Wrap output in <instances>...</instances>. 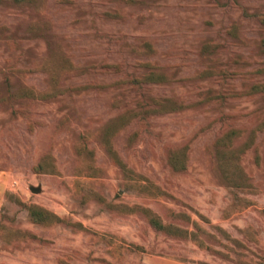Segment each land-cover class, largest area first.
I'll return each instance as SVG.
<instances>
[{"label": "rangeland", "instance_id": "obj_1", "mask_svg": "<svg viewBox=\"0 0 264 264\" xmlns=\"http://www.w3.org/2000/svg\"><path fill=\"white\" fill-rule=\"evenodd\" d=\"M262 18L264 0H0V264H264Z\"/></svg>", "mask_w": 264, "mask_h": 264}, {"label": "trees", "instance_id": "obj_2", "mask_svg": "<svg viewBox=\"0 0 264 264\" xmlns=\"http://www.w3.org/2000/svg\"><path fill=\"white\" fill-rule=\"evenodd\" d=\"M17 1H21V0H17ZM260 22L262 24H264V19L263 18L260 19ZM129 84H130V88H131L130 92H132V91L134 93L139 92L138 95L140 96V98H136L137 103H138L136 115H137L138 122L147 128V123H148L147 106H148V104H146V102L143 99L144 98L143 82L141 80L137 79L135 76H131L129 79ZM233 135L234 134L232 132H229L218 140H231ZM167 163L170 167H172V169H182L183 168L182 167L183 159H182V155L180 154V151L173 150V151L169 152L168 157H167ZM39 167H41V166H39ZM39 167H37V168H39ZM4 197H8V195L4 193ZM19 205L22 206L27 211L29 220L34 224H38V225H42V226H50V225L59 224V223L64 222L57 215H55L54 213H52V212H50V211H48V210H46L40 206H37L34 204H23L20 202H19ZM135 211H137V210H135ZM147 216H148L149 225L156 232H163L165 234L174 235L175 232L178 231V229L172 228L170 225L163 224L156 216L152 215V213H150V212H147Z\"/></svg>", "mask_w": 264, "mask_h": 264}, {"label": "water", "instance_id": "obj_3", "mask_svg": "<svg viewBox=\"0 0 264 264\" xmlns=\"http://www.w3.org/2000/svg\"><path fill=\"white\" fill-rule=\"evenodd\" d=\"M28 188H29V191L32 193V194H40V193H42V187H41V185H29L28 186Z\"/></svg>", "mask_w": 264, "mask_h": 264}, {"label": "built area", "instance_id": "obj_4", "mask_svg": "<svg viewBox=\"0 0 264 264\" xmlns=\"http://www.w3.org/2000/svg\"><path fill=\"white\" fill-rule=\"evenodd\" d=\"M20 180L16 179V178H12V180L10 181V186L14 189L18 188L20 185Z\"/></svg>", "mask_w": 264, "mask_h": 264}, {"label": "crops", "instance_id": "obj_5", "mask_svg": "<svg viewBox=\"0 0 264 264\" xmlns=\"http://www.w3.org/2000/svg\"><path fill=\"white\" fill-rule=\"evenodd\" d=\"M3 184H1V182H0V206H1V203H2V201H3V193H4V190H3ZM3 190V191H2ZM173 264H178V263H176V262H173Z\"/></svg>", "mask_w": 264, "mask_h": 264}]
</instances>
